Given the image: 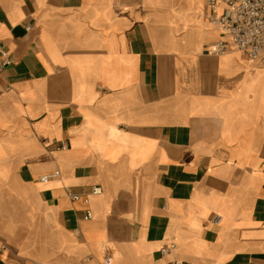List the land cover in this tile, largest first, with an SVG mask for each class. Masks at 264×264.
I'll list each match as a JSON object with an SVG mask.
<instances>
[{
    "label": "crops",
    "instance_id": "crops-1",
    "mask_svg": "<svg viewBox=\"0 0 264 264\" xmlns=\"http://www.w3.org/2000/svg\"><path fill=\"white\" fill-rule=\"evenodd\" d=\"M210 13L0 0V264H264V66Z\"/></svg>",
    "mask_w": 264,
    "mask_h": 264
},
{
    "label": "built area",
    "instance_id": "built-area-1",
    "mask_svg": "<svg viewBox=\"0 0 264 264\" xmlns=\"http://www.w3.org/2000/svg\"><path fill=\"white\" fill-rule=\"evenodd\" d=\"M220 1L224 2L221 12L217 9ZM207 5L211 11V21L220 28L223 36L209 48V51L221 54L235 49L264 66V0H207ZM13 62L12 55L0 42V69ZM48 177L44 175L42 179L46 180ZM90 191L92 194H99L102 192V187L94 185ZM68 193L73 199L80 197L71 191ZM83 200L88 202L87 197H83ZM91 217V211L85 210L84 218ZM174 245L171 243L163 247L161 251L165 253Z\"/></svg>",
    "mask_w": 264,
    "mask_h": 264
}]
</instances>
